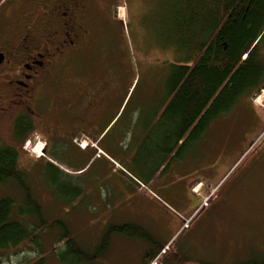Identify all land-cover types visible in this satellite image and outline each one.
Here are the masks:
<instances>
[{"label":"trees","instance_id":"1","mask_svg":"<svg viewBox=\"0 0 264 264\" xmlns=\"http://www.w3.org/2000/svg\"><path fill=\"white\" fill-rule=\"evenodd\" d=\"M162 20V34L167 46L161 45L160 49H171L173 56L181 55L176 56L183 61L171 65L165 77L167 102L155 137L158 146L149 149L143 144L138 154V159L151 162L155 157H161L162 162L172 159V156L180 157L184 150L204 136L210 124L229 114L241 100L249 102L264 90V46L261 43L264 39V34L261 35L264 30V0H163ZM104 24L100 22V26ZM258 38L259 42L254 45ZM16 160L13 151L3 147L0 140V185H6L2 192L10 195L0 197V248L8 252L13 249L12 254L14 249L35 248L33 258L23 264H46L45 256L40 252L44 243L42 237L56 225L63 228L64 234L55 246L64 243L65 256L74 254L73 258L78 263L88 261V264H95L96 257L104 253L106 245L103 243L113 233L134 235L140 231L137 226L128 224L108 226L102 243L90 253L86 252L70 236L65 224L53 215H42L43 206L34 198L35 192L26 185L29 174L18 175ZM46 165L40 166L42 182L46 188L52 184L55 200L56 196H61L69 198L66 203H70L74 198V203L79 204V183L63 184L52 164L46 161ZM11 180L17 183L12 184L13 188L17 185V192H9ZM43 192L50 191L44 189ZM43 192L36 194L43 196ZM14 195L23 197L22 202L28 205L27 208L22 210ZM76 206L74 204L72 208ZM44 239L47 243L48 238ZM3 257H8V254ZM244 264H264V260Z\"/></svg>","mask_w":264,"mask_h":264},{"label":"flooded vegetation","instance_id":"2","mask_svg":"<svg viewBox=\"0 0 264 264\" xmlns=\"http://www.w3.org/2000/svg\"><path fill=\"white\" fill-rule=\"evenodd\" d=\"M95 3L0 0V140L16 155L18 175L30 173V167L21 162L23 153L41 144L39 156L52 155L61 165L67 164L62 169L51 167L59 173L60 182L69 184L71 177L65 172L75 169L72 163L104 147L101 140L90 141L94 145L87 144V151L77 145L103 133L107 128L103 120L116 117L132 88L131 65L111 49L99 52L105 38L93 14ZM152 80L146 73L144 92L137 81L132 98L139 91L150 97ZM158 94L154 108L162 113L167 102L162 87ZM40 161L43 164L36 163L47 166ZM38 185V190L50 191L45 195L56 193L52 184L46 188L39 181Z\"/></svg>","mask_w":264,"mask_h":264},{"label":"rangeland","instance_id":"3","mask_svg":"<svg viewBox=\"0 0 264 264\" xmlns=\"http://www.w3.org/2000/svg\"><path fill=\"white\" fill-rule=\"evenodd\" d=\"M95 5L94 16L98 22H105L101 26V33H103L105 39L102 41V47L99 46V52L103 54L102 48L111 49L114 54L121 56L126 64L131 65V80L132 82L135 81L132 87L135 86L137 81L143 87L147 73L149 77L151 76V79L153 76L154 81L152 80V82H156L160 75L164 76L160 86L165 91L164 81L171 65L180 60L183 61V59L177 57L181 56L178 54L173 56L174 52L169 48L160 49L161 45H166L162 34L164 27L162 20L163 0H96ZM261 43L264 46V39ZM140 89L142 88L138 90ZM129 92H131V88ZM262 92L253 97L251 101H246L251 108L246 105L244 99L238 102L229 114L210 124L199 141L192 144L189 149L184 150L179 158L172 159V161L185 162L180 171L181 174L184 172L188 175L187 179L192 180L190 189L194 195L199 196L203 190L202 184L199 186L198 181H201L205 186L204 193L207 194V197H203L201 206L194 213L192 227L195 224H202L204 220H216L217 213L228 210L229 217L227 219L229 222L232 225L237 222L238 228L242 230L245 246L240 252L241 255L234 258L233 261L232 258L225 257L226 264L234 261L237 263L242 261L241 264L247 262L259 263L264 260V99H260L259 105L255 102ZM256 121L257 124H255ZM41 147L42 145L38 144L33 151L29 154L23 153L21 157L22 164L30 167L29 178L26 182L33 186L31 187L33 191H43V189L38 190L39 181L42 183L43 178L39 177L40 165L36 163L39 161L40 164H43L40 157H37L41 155ZM82 163L80 161L79 163H72V165L73 167H79ZM234 164L236 165L234 166ZM62 165L67 166L63 163ZM99 168L100 164L90 168L86 173L87 177L88 175L91 177L96 176L98 172L101 173L102 170ZM168 172L172 177L173 171L169 170ZM79 180L80 177L74 182L78 183ZM10 183L8 186L9 192H17V185L13 188L12 184L15 183ZM5 187L6 185H0V193L4 191L3 188ZM14 196L13 198L17 199L16 203L23 207L22 210L27 208L28 205L24 201L22 202V192L21 196ZM34 198L43 206V216L53 215L56 217L60 223L65 224L66 230L69 231L70 236L81 248L88 253L91 252L87 247L96 245L98 239L96 236L91 235V229L89 234L82 233V227L85 224L81 213L83 208L87 209V206V210L92 211L90 195L87 198L88 204L85 205L81 202L79 204H77L78 202L74 203V198L72 202L66 203L69 198H61V196H56V200L61 202H55V198L48 195L34 194ZM74 204L77 206L72 208ZM110 205L113 206L114 203L110 201ZM109 208V206L102 205L98 209ZM98 212H96V215ZM23 216L28 215L23 214ZM89 217H93V214H90ZM20 220L19 218L18 221ZM28 222L25 221V223ZM147 223L149 226H154L153 223L150 224V220ZM128 225L140 228V231L134 235L140 236L148 243L150 241L147 240H153L152 234L143 225L131 223ZM187 228L186 225L184 228L185 233L188 232ZM48 232L42 237L44 243L40 248V252L45 256L46 264H88V261L78 263V260L73 258L74 254L69 253L65 256L66 246L64 243L55 246L57 240L64 234L62 227L59 225L53 226ZM185 233L173 241L179 246L184 245ZM45 237L48 238L47 243ZM47 244H51V246ZM53 247H55L54 250ZM189 247L191 249L187 255L189 261L187 264L202 262V257L205 261L209 258L211 260L215 258L214 245L209 241L203 240L192 246L189 245ZM12 250L9 249L8 252L7 249L0 248V264H23V262L33 258L35 254V248L31 246L20 248V250L14 249V254L10 253ZM5 252H8L7 259L3 257ZM122 259L124 263L129 258L123 255ZM174 262L178 263L177 260ZM95 263L99 264L96 260ZM106 263L116 264V262L112 263L105 258L101 264Z\"/></svg>","mask_w":264,"mask_h":264},{"label":"crops","instance_id":"4","mask_svg":"<svg viewBox=\"0 0 264 264\" xmlns=\"http://www.w3.org/2000/svg\"><path fill=\"white\" fill-rule=\"evenodd\" d=\"M143 87L144 92L145 86ZM151 88L152 94L148 98L142 91H139L135 98L131 97L133 91L129 97L124 98L116 117L113 120H103V127H107L103 133L91 140L88 138V141L103 142L104 147L100 149L103 155L96 157L94 150H91L81 160L82 165L75 167L80 177L78 182L81 190L80 202L88 204L89 195L92 199V211L87 210L88 206L81 211L85 224L82 233L89 234L91 229V235L98 239L96 245L87 248L92 250L102 243L101 239L108 226L131 223L143 225L149 230L153 242L148 243L136 235L113 233L107 238L106 243H103L106 245L104 253L96 257L99 264L105 258L116 264H150L153 260L151 258L166 244H170L171 248L164 256L162 264H187L189 262L187 255L191 249L189 245L203 240L213 243L215 260L209 258L205 261L202 257L203 261L195 264H226L225 257L232 258L233 261L241 255L245 238L237 222L232 225L227 219L228 210L217 213L216 220H204L200 225L195 224L193 227L191 225L194 213L207 194L204 193L205 186L201 181H198L203 185L200 195L192 193L190 189L192 180L187 179L188 175L184 172L181 174L180 171L185 162L172 161L179 158L173 156L166 162H162L161 157L153 158L152 162L138 159L143 144L149 149L158 146L155 137L158 134L161 112L156 111L154 105L160 99L158 93L161 86L153 82ZM98 164L101 173L87 177V171ZM169 170L173 171L172 177ZM110 201L114 203L113 206L110 205ZM102 205L110 208L98 209ZM97 211L99 212L96 215ZM90 214H93V217H89ZM191 219L190 223H186ZM149 220L154 226H149L147 223ZM184 224L188 226L187 233L184 231L186 227ZM183 233L184 245L179 246L173 240ZM123 255L129 258L124 263ZM175 260L178 263H175ZM241 263L242 261L238 263L234 261L230 264Z\"/></svg>","mask_w":264,"mask_h":264},{"label":"bare ground","instance_id":"5","mask_svg":"<svg viewBox=\"0 0 264 264\" xmlns=\"http://www.w3.org/2000/svg\"><path fill=\"white\" fill-rule=\"evenodd\" d=\"M263 93H264V91L262 92V94H263ZM262 94H261V95H262ZM261 95L259 96L258 99H256L257 101H255L257 105H259V103H260V99H264V94H263L262 96H261ZM261 104H262V101H261ZM38 149H39V147H38Z\"/></svg>","mask_w":264,"mask_h":264}]
</instances>
